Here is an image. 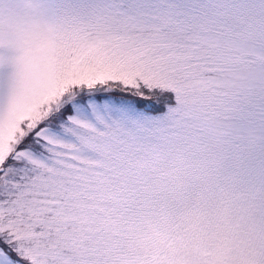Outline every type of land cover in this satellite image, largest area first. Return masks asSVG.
<instances>
[{
  "label": "snow or ice",
  "instance_id": "snow-or-ice-1",
  "mask_svg": "<svg viewBox=\"0 0 264 264\" xmlns=\"http://www.w3.org/2000/svg\"><path fill=\"white\" fill-rule=\"evenodd\" d=\"M0 264H264V0H0Z\"/></svg>",
  "mask_w": 264,
  "mask_h": 264
},
{
  "label": "clouds",
  "instance_id": "clouds-1",
  "mask_svg": "<svg viewBox=\"0 0 264 264\" xmlns=\"http://www.w3.org/2000/svg\"><path fill=\"white\" fill-rule=\"evenodd\" d=\"M157 240L159 241V238H157ZM209 243H211V241H209ZM162 246H166L164 244H162ZM189 247L192 249V250H195V244H190ZM205 249L203 247H201V251H204Z\"/></svg>",
  "mask_w": 264,
  "mask_h": 264
}]
</instances>
